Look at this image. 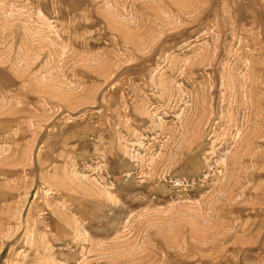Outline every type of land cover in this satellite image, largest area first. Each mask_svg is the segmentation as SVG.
Segmentation results:
<instances>
[{"label": "rangeland", "instance_id": "rangeland-1", "mask_svg": "<svg viewBox=\"0 0 264 264\" xmlns=\"http://www.w3.org/2000/svg\"><path fill=\"white\" fill-rule=\"evenodd\" d=\"M0 264H264V0H0Z\"/></svg>", "mask_w": 264, "mask_h": 264}, {"label": "bare ground", "instance_id": "bare-ground-1", "mask_svg": "<svg viewBox=\"0 0 264 264\" xmlns=\"http://www.w3.org/2000/svg\"><path fill=\"white\" fill-rule=\"evenodd\" d=\"M179 256V255H178Z\"/></svg>", "mask_w": 264, "mask_h": 264}]
</instances>
